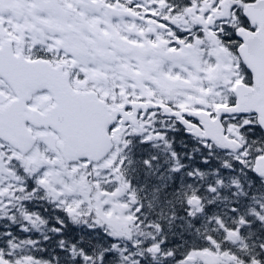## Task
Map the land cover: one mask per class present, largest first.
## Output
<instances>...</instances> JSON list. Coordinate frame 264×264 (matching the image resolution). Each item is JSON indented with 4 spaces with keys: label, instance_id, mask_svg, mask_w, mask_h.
Masks as SVG:
<instances>
[{
    "label": "snow or ice",
    "instance_id": "1",
    "mask_svg": "<svg viewBox=\"0 0 264 264\" xmlns=\"http://www.w3.org/2000/svg\"><path fill=\"white\" fill-rule=\"evenodd\" d=\"M0 264H264V0H0Z\"/></svg>",
    "mask_w": 264,
    "mask_h": 264
}]
</instances>
